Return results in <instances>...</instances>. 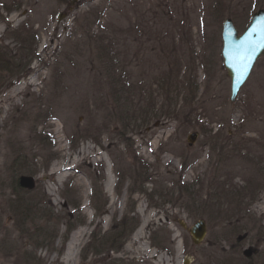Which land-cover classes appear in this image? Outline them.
Segmentation results:
<instances>
[{"label": "rangeland", "instance_id": "374dc122", "mask_svg": "<svg viewBox=\"0 0 264 264\" xmlns=\"http://www.w3.org/2000/svg\"><path fill=\"white\" fill-rule=\"evenodd\" d=\"M259 9L264 0H0V49L11 64L30 59L15 76L0 69V264H103L86 249L109 247L121 218L138 225L114 261L247 264L256 249L264 264V58L235 102L221 58L224 21L242 33ZM199 220L207 236L194 247L179 223ZM154 232L167 256L149 247Z\"/></svg>", "mask_w": 264, "mask_h": 264}, {"label": "water", "instance_id": "95a60500", "mask_svg": "<svg viewBox=\"0 0 264 264\" xmlns=\"http://www.w3.org/2000/svg\"><path fill=\"white\" fill-rule=\"evenodd\" d=\"M222 43L224 67L231 80L230 100L234 102L257 60L264 57V9L253 15L249 27L242 35H238L231 20H226L223 25ZM195 140L196 134L190 135L189 145L192 146ZM189 232L194 244L199 245L206 237L207 228L203 221H199ZM183 264H189V260Z\"/></svg>", "mask_w": 264, "mask_h": 264}, {"label": "trees", "instance_id": "16d2710c", "mask_svg": "<svg viewBox=\"0 0 264 264\" xmlns=\"http://www.w3.org/2000/svg\"><path fill=\"white\" fill-rule=\"evenodd\" d=\"M23 43H26V41L23 40ZM29 43L30 42L28 41L27 42V46L29 45ZM4 51H5L4 49H0V69L2 71L5 70L6 72L10 73L12 76H15L19 72H21L22 70H24L26 67L29 66V63H30L29 57H27V56L26 57H23L24 60H21V62H24L25 60L27 61L26 63H24V65L22 63H20V62H17V63L15 62V63L11 64L9 62L10 60L6 58L8 56L7 53L4 52ZM22 56H24V55H22ZM115 59H116V62H117L118 61L117 60V56H115ZM173 72L174 71H172V73ZM169 76H171V75H169ZM169 76L166 77V78H169L168 80L165 79L162 82L161 89L164 90V88L167 87V86L169 87V89H173L172 88L173 87V83H171V82L174 80V78H175L176 75L174 76L172 74L171 77H169ZM168 87H167V89H168ZM167 95H168V91H167ZM127 99L130 100V97H128ZM130 107H131V109H133V106L131 104L125 103L124 109L128 108L129 112L131 113ZM148 110H149V107H148ZM124 113H126V112H124ZM146 113H147V107L140 111V115H142V117H144L146 115ZM21 179L22 178H20L18 180L19 181L18 182V185L14 188V191H16V192L18 190H20V188L22 189V187H21V185H22L21 184ZM23 190H26L27 191L28 188H24L23 187ZM181 190H184L185 192H188L186 186L181 187ZM25 193H27V192H25ZM159 195L160 194L157 195L158 198H160V199L163 198L162 195H160V196ZM167 195L168 194H166V197H167ZM188 197H189V200H192L191 203L197 202L193 194L188 193ZM168 198H169V196H168ZM33 210L35 211L36 209H33ZM18 211L21 212L22 216L23 215H26V214L28 216H30L31 215V212H33L31 210V208H26V209H22L21 208V209H18ZM137 225H138V223L134 219H130V220L128 219V220H125V222L123 220L120 223L114 225L113 226V230L109 233L110 236L112 235L111 236V238H112L111 239V243L118 244L119 247L123 246V244L125 243V241L127 240V238L132 234V232L134 231V229L137 227ZM240 240H242V239H240ZM99 243L100 242L97 241V244H95V246H92V244H90L89 245V249H91L94 253L100 255V253L103 251L104 243H102V248H101L102 250L101 249L99 250V247H98ZM100 247H101V245H100Z\"/></svg>", "mask_w": 264, "mask_h": 264}, {"label": "flooded vegetation", "instance_id": "af4514ba", "mask_svg": "<svg viewBox=\"0 0 264 264\" xmlns=\"http://www.w3.org/2000/svg\"><path fill=\"white\" fill-rule=\"evenodd\" d=\"M248 18H250V15L248 16ZM247 18V19H248ZM251 18H252V16H251ZM251 18L249 19V22H248V25H249V23H250V21H251ZM235 25V24H234ZM248 25L246 26V28L248 27ZM236 27V26H235ZM245 28V29H246ZM236 29H237V27H236ZM244 29V30H245ZM120 221H122V218H121V220ZM180 224V223H179ZM114 226V225H113ZM263 227H264V225H262ZM183 229V228H182ZM183 230H185V231H187L188 232V234H190L189 233V231H188V229H183ZM109 237H110V234H108L107 235V238H105V240H104V242H106V244H109L110 246L109 247H107V248H105L103 251H102V254H100V256H103L102 258V263L103 264H113V262H117V264H125V263H123L122 261H114L113 260V254H119L120 252H121V250L123 249V247H124V245H125V243L123 244V246H121V247H119V245L118 244H113V243H109ZM191 237V236H190ZM111 241V240H110ZM191 242H192V244H193V246L194 247H199V246H201V245H199V246H196L195 244H194V242H193V239H192V237H191ZM149 247H151V249L153 250V252L155 251V254L156 253H158V252H161V251H163V253H166V256L169 254V249H162V247H161V244H162V242H160L159 241V239H158V237H157V233L156 232H154V233H152L151 234V237H150V242H149ZM106 246V245H105ZM183 246H184V244H183ZM186 246V245H185ZM94 253L91 249H87L86 250V253H87V256H88V253ZM259 253L258 252H256V249H254V250H249L248 251V254H247V256H246V259H247V264H254L255 263V258L257 257V255H258ZM96 255V254H95ZM161 255V254H160ZM160 255H158V257L156 258V260L154 261L156 264H158V260L160 259L159 258V256ZM89 256H91V255H89ZM90 260V259H89ZM185 260H187V256H185V258L183 259V261H185ZM183 261H182V263H183ZM191 262H192V260H190V264H191ZM181 263V264H182Z\"/></svg>", "mask_w": 264, "mask_h": 264}, {"label": "bare ground", "instance_id": "6f19581e", "mask_svg": "<svg viewBox=\"0 0 264 264\" xmlns=\"http://www.w3.org/2000/svg\"><path fill=\"white\" fill-rule=\"evenodd\" d=\"M19 87H17V88H14L13 90H12V92L11 93H9V94H7L6 96H5V99L3 100L4 102H6V103H9L10 101H12L13 99H15V97L17 96V94L19 93V91H20V88L18 89ZM54 170V169H53ZM67 168H62V169H56V170H54L55 172H53L56 176H58V178L61 180V179H63L66 175H68L66 172H67ZM108 175H109V170H108ZM111 176V175H110ZM76 236L77 235H75V236H73V238H72V240L70 241V243L68 244V251L69 250H71V244H73L74 243V241H75V239H76ZM75 238V239H74ZM67 262L66 263H68V264H71V259H69L68 257H67ZM65 261H66V259H65ZM157 262H160L159 260L157 261Z\"/></svg>", "mask_w": 264, "mask_h": 264}]
</instances>
